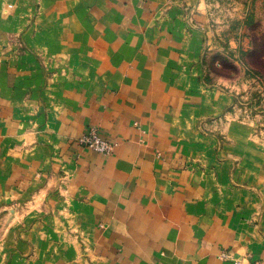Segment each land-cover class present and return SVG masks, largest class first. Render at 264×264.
I'll return each instance as SVG.
<instances>
[{
  "label": "crops",
  "instance_id": "0c3cea01",
  "mask_svg": "<svg viewBox=\"0 0 264 264\" xmlns=\"http://www.w3.org/2000/svg\"><path fill=\"white\" fill-rule=\"evenodd\" d=\"M215 1L0 0V264H264L263 119L205 81Z\"/></svg>",
  "mask_w": 264,
  "mask_h": 264
},
{
  "label": "rangeland",
  "instance_id": "374dc122",
  "mask_svg": "<svg viewBox=\"0 0 264 264\" xmlns=\"http://www.w3.org/2000/svg\"><path fill=\"white\" fill-rule=\"evenodd\" d=\"M207 25L210 47L203 59L205 81L235 92V106L254 119L261 115L264 128V78L246 66L255 40L259 51H264L260 41L264 38V0H216Z\"/></svg>",
  "mask_w": 264,
  "mask_h": 264
},
{
  "label": "built area",
  "instance_id": "2783aa9c",
  "mask_svg": "<svg viewBox=\"0 0 264 264\" xmlns=\"http://www.w3.org/2000/svg\"><path fill=\"white\" fill-rule=\"evenodd\" d=\"M79 141L87 147H90L96 151H99L103 154H110L114 150V143L108 139L103 138L99 132L98 129L93 127L89 130L88 133H86L84 136H82ZM238 263L240 264H261L259 261H242L240 260Z\"/></svg>",
  "mask_w": 264,
  "mask_h": 264
},
{
  "label": "trees",
  "instance_id": "16d2710c",
  "mask_svg": "<svg viewBox=\"0 0 264 264\" xmlns=\"http://www.w3.org/2000/svg\"><path fill=\"white\" fill-rule=\"evenodd\" d=\"M260 41L264 42V38L262 37ZM254 45H256V47L249 50V63L246 66L249 70L254 71L264 78V51H259L257 40L254 41Z\"/></svg>",
  "mask_w": 264,
  "mask_h": 264
}]
</instances>
